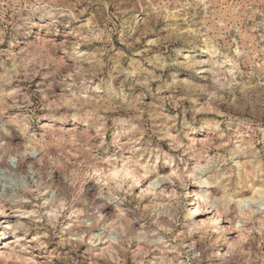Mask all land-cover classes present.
<instances>
[{
    "label": "clouds",
    "instance_id": "clouds-1",
    "mask_svg": "<svg viewBox=\"0 0 264 264\" xmlns=\"http://www.w3.org/2000/svg\"><path fill=\"white\" fill-rule=\"evenodd\" d=\"M0 264H264V0H0Z\"/></svg>",
    "mask_w": 264,
    "mask_h": 264
}]
</instances>
